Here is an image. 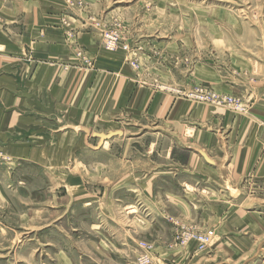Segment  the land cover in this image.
I'll list each match as a JSON object with an SVG mask.
<instances>
[{
  "label": "rangeland",
  "instance_id": "374dc122",
  "mask_svg": "<svg viewBox=\"0 0 264 264\" xmlns=\"http://www.w3.org/2000/svg\"><path fill=\"white\" fill-rule=\"evenodd\" d=\"M61 1L58 26L82 67L94 59L77 26L96 21L102 48L123 55L138 86L215 113L128 117L110 146L87 133L75 156L94 201L43 230L20 217L36 204L15 189L23 179L50 186L47 169L1 151L0 226L12 229L0 230V264H136L142 242L152 264H264V0ZM107 28L127 48L107 50ZM196 88L237 105L198 101ZM127 171L142 177L121 178ZM186 230L213 235L201 248Z\"/></svg>",
  "mask_w": 264,
  "mask_h": 264
},
{
  "label": "crops",
  "instance_id": "0c3cea01",
  "mask_svg": "<svg viewBox=\"0 0 264 264\" xmlns=\"http://www.w3.org/2000/svg\"><path fill=\"white\" fill-rule=\"evenodd\" d=\"M61 4V0H0V152L47 169L52 182L33 189L23 179L15 189L25 200L35 199L32 212L20 213L35 230L69 219L75 205L94 201L84 178L85 163L75 156L88 145L87 133L97 137L96 147L110 146L113 136L126 133L122 126L128 117L151 114L160 121L169 114L179 118L190 112L205 120L215 113L138 86L123 55L102 48L95 18L90 27L77 26L84 29L77 33L78 43L94 59L92 69L82 67L58 26ZM107 134L109 139L103 137ZM120 177L142 176L127 171ZM5 191L0 197L8 202ZM101 195L105 202L104 190ZM132 206L124 209L133 211ZM11 229L4 223L0 226L2 234ZM154 253L161 256L158 248ZM61 257L68 258L64 252Z\"/></svg>",
  "mask_w": 264,
  "mask_h": 264
},
{
  "label": "built area",
  "instance_id": "2783aa9c",
  "mask_svg": "<svg viewBox=\"0 0 264 264\" xmlns=\"http://www.w3.org/2000/svg\"><path fill=\"white\" fill-rule=\"evenodd\" d=\"M104 38V47L108 50H115L118 46H121L123 49L127 48V45H122L121 36H119L118 30L113 28H107L102 32ZM194 99L198 101H211L213 104L220 105V103H226L228 105H237V102L227 96H221L215 92H210L206 89L196 88L190 93ZM187 240L194 239L195 242L201 248L205 247L208 242L211 241L213 231L208 230L207 232H198L194 230H186L181 234ZM151 248L148 243L142 242L140 244V252L137 256L136 264H152V255H150Z\"/></svg>",
  "mask_w": 264,
  "mask_h": 264
}]
</instances>
